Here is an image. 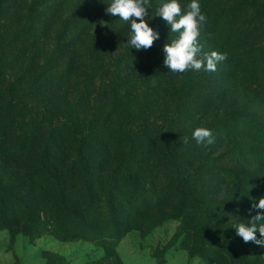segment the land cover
Listing matches in <instances>:
<instances>
[{
    "label": "rangeland",
    "instance_id": "obj_1",
    "mask_svg": "<svg viewBox=\"0 0 264 264\" xmlns=\"http://www.w3.org/2000/svg\"><path fill=\"white\" fill-rule=\"evenodd\" d=\"M33 1L8 0L0 15V206L6 186L19 200L27 191L10 192L16 184L6 168L47 149L65 174L80 156L82 182L101 198L93 208L143 215L111 252L102 241L58 236L44 218L50 230L33 235L20 210L0 223V264H264V247L245 243L234 228L264 213L252 207L264 197V140L242 136L243 117H264V0H199L202 51L227 59L215 72L184 73L163 63V46L179 36L156 16L168 0H149L146 20L160 38L147 50L127 43L130 22L106 13L111 0L87 14L92 0H64L55 15L44 7L60 0ZM232 112L234 123L225 120ZM54 116L78 130L90 125L87 136L56 127ZM201 126L214 143L192 139ZM111 195L117 204L107 203Z\"/></svg>",
    "mask_w": 264,
    "mask_h": 264
},
{
    "label": "trees",
    "instance_id": "obj_2",
    "mask_svg": "<svg viewBox=\"0 0 264 264\" xmlns=\"http://www.w3.org/2000/svg\"><path fill=\"white\" fill-rule=\"evenodd\" d=\"M7 1L8 0H0V15L5 12ZM42 1L43 0H34L33 3L39 5L40 3L42 4ZM99 1L100 0H92L87 7H85L84 13L95 12V6ZM103 1L104 0H101V2ZM168 2L169 0L164 2V4ZM63 3L64 0H60L53 5H46L44 10L49 14L55 15L61 10L60 8ZM179 3L181 4L183 14V12L188 10L187 5L191 3V0H179ZM205 26H207V23ZM262 68L264 69V67ZM251 116L252 115H246V117H243L245 124L243 125L242 136L248 141L252 139L253 135L264 140V117L254 118ZM52 118L56 127L67 125L71 135L78 139L85 138L90 129V125H85L81 130H78L74 122L67 117L59 119L54 116ZM218 120L220 119H217V121ZM225 120L230 121V123L236 122L235 113H227ZM222 122L223 121L220 120L219 124H222ZM219 126V131L221 133L225 132L221 128L223 126ZM116 127L119 126L117 125ZM122 128L127 129L125 127ZM163 129L169 132L168 125H164ZM248 135L250 137H248ZM46 150L47 149H44L43 152L39 149L38 156L28 162L27 165L20 163L16 170H8V168H6V179L16 184L8 187L10 192L11 190H19V195H21L25 189L27 191L26 194L22 196L23 198L19 200L18 194L14 193L13 196L9 195V193H7V186L5 187V195L1 199L0 206V223L5 225L9 222L11 216L17 217L21 210L22 220L25 222V230L33 233V235L40 234L44 230H50V228L42 227V224H40L44 218L50 224L52 222L51 230L64 239L82 237L90 240L102 241L105 243L106 248L114 252L121 237L129 230L131 222L135 221L137 217L141 219L143 215V213H141L142 211L125 210L124 212H104L93 208L98 205V199L101 198L84 186L82 182V173H84L86 166L80 165V162H82L80 156L77 155L79 162L73 161L71 165L66 164L68 169L62 170V172L67 171L65 174L60 172L61 167L57 164L54 165L53 161H49L48 157H45L49 154ZM62 178L67 180L65 188L60 185L59 180ZM60 189H63V191H60ZM42 191H44V193H42ZM62 193L64 196L60 197ZM29 196L31 197L28 198ZM62 199L68 202V208H60ZM118 200V197L111 195L107 203L115 205L118 203ZM100 202L104 203V200H100ZM77 206H80L84 211L74 212ZM62 218L65 220L79 221V223L57 225L55 222L60 221ZM89 221H94L96 224L85 223ZM82 222L84 224H82Z\"/></svg>",
    "mask_w": 264,
    "mask_h": 264
},
{
    "label": "clouds",
    "instance_id": "obj_3",
    "mask_svg": "<svg viewBox=\"0 0 264 264\" xmlns=\"http://www.w3.org/2000/svg\"><path fill=\"white\" fill-rule=\"evenodd\" d=\"M149 0H111L106 13L130 22L131 37L127 41L131 48L137 50L150 49L154 41L160 38L158 31L149 26L146 17L150 19L151 10ZM183 12L179 0H169L157 10L156 16L163 18L170 26L171 32L179 33L178 38L163 46L165 53L164 65L173 73H184L188 70L215 72L217 65L227 59V53L212 51L203 52V45L199 42L201 31L206 24V16L201 12L199 0H191ZM192 139L197 145L204 146L214 143L212 130L207 127H197L192 132ZM183 144H188V137H180ZM254 209L264 210V197L252 205ZM236 234L242 237L245 243L253 242L264 247V213L256 215L235 227ZM257 231L260 237L257 238Z\"/></svg>",
    "mask_w": 264,
    "mask_h": 264
}]
</instances>
